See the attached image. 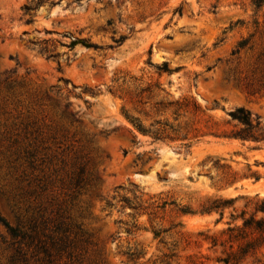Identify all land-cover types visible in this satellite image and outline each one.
Returning a JSON list of instances; mask_svg holds the SVG:
<instances>
[{"label":"rangeland","instance_id":"obj_1","mask_svg":"<svg viewBox=\"0 0 264 264\" xmlns=\"http://www.w3.org/2000/svg\"><path fill=\"white\" fill-rule=\"evenodd\" d=\"M255 196L264 0H0V264H220Z\"/></svg>","mask_w":264,"mask_h":264},{"label":"trees","instance_id":"obj_2","mask_svg":"<svg viewBox=\"0 0 264 264\" xmlns=\"http://www.w3.org/2000/svg\"><path fill=\"white\" fill-rule=\"evenodd\" d=\"M80 44L84 47H92L84 40L72 41L70 46ZM166 65L159 71L168 73ZM233 119L240 122L246 129L236 136L242 140H256L253 135H243L251 129L250 114L238 109L231 114ZM236 200L215 199L207 201L202 213L219 214L217 223L224 218L225 210L231 208L226 228L219 235L223 237L219 242L211 239L212 247L220 246L223 249L222 256L218 259L220 264H240L245 259L255 256L260 251H264V197L255 196L246 199L241 209L233 207ZM0 222L2 219L0 218Z\"/></svg>","mask_w":264,"mask_h":264}]
</instances>
